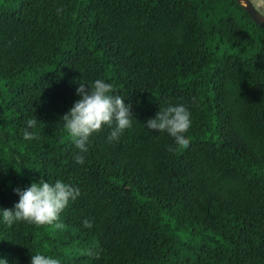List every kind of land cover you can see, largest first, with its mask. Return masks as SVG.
I'll list each match as a JSON object with an SVG mask.
<instances>
[{
  "label": "trees",
  "instance_id": "1",
  "mask_svg": "<svg viewBox=\"0 0 264 264\" xmlns=\"http://www.w3.org/2000/svg\"><path fill=\"white\" fill-rule=\"evenodd\" d=\"M98 77L127 96L132 126L93 133L77 164L59 120ZM177 101L183 145L143 126ZM41 178L80 195L60 228L0 223L9 264L29 247L61 264H264V28L237 0H0V207Z\"/></svg>",
  "mask_w": 264,
  "mask_h": 264
},
{
  "label": "clouds",
  "instance_id": "2",
  "mask_svg": "<svg viewBox=\"0 0 264 264\" xmlns=\"http://www.w3.org/2000/svg\"><path fill=\"white\" fill-rule=\"evenodd\" d=\"M261 3H264V0H261ZM241 4H245V0H241ZM75 92L79 98L59 121H62V129L76 149L73 154L74 162L83 164L91 135L102 127H108V141L118 140L126 129L131 128L133 114L130 111L131 103L125 102L127 96L118 94L113 84L105 78L79 79ZM190 123L189 108L185 103L177 101L159 105V110L153 117L148 118L143 126L146 130H158V133L166 131L175 144L183 145L188 142L184 133ZM38 127L37 117L26 118L22 130L23 138L26 141L37 138ZM167 147L172 150L171 145ZM14 168L17 172L20 171ZM14 191L18 195V200L10 209L0 207V223L12 225L17 221H25L39 226L55 222V227L60 228L62 226L59 223L60 213L70 201H74L80 195L78 186L60 178L52 181L43 178L33 180L23 189L15 188ZM81 223L85 228L91 227V221L86 218ZM29 249L31 252L29 264H61L54 255L36 248ZM85 254L99 258L100 250L88 248ZM0 264L9 262L0 256Z\"/></svg>",
  "mask_w": 264,
  "mask_h": 264
},
{
  "label": "water",
  "instance_id": "3",
  "mask_svg": "<svg viewBox=\"0 0 264 264\" xmlns=\"http://www.w3.org/2000/svg\"><path fill=\"white\" fill-rule=\"evenodd\" d=\"M245 12L251 17L255 24L264 28V16L254 7L250 0H245V4H241V0H237Z\"/></svg>",
  "mask_w": 264,
  "mask_h": 264
},
{
  "label": "rangeland",
  "instance_id": "4",
  "mask_svg": "<svg viewBox=\"0 0 264 264\" xmlns=\"http://www.w3.org/2000/svg\"><path fill=\"white\" fill-rule=\"evenodd\" d=\"M254 7L264 16V3L261 0H250Z\"/></svg>",
  "mask_w": 264,
  "mask_h": 264
}]
</instances>
